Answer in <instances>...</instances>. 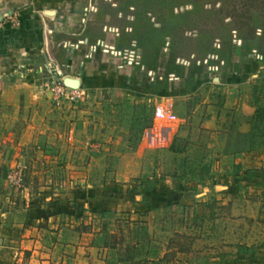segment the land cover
Returning <instances> with one entry per match:
<instances>
[{
	"label": "rangeland",
	"instance_id": "1",
	"mask_svg": "<svg viewBox=\"0 0 264 264\" xmlns=\"http://www.w3.org/2000/svg\"><path fill=\"white\" fill-rule=\"evenodd\" d=\"M140 2L151 21L158 14L171 25L182 23L175 36L180 46L173 35L162 46L185 56L174 58L164 74L141 70L139 92L83 95L75 105L54 106L38 80L43 103L34 113L22 105L31 81H0V194H19L30 173L48 182L44 187L76 198L101 188L113 197L165 185L184 194L182 207L151 216L105 213L122 258L264 264V0ZM199 45L203 50L192 57ZM235 47L249 51L250 62L235 66L232 78ZM33 129V138L26 137ZM22 165L28 168L23 188H9L7 174Z\"/></svg>",
	"mask_w": 264,
	"mask_h": 264
},
{
	"label": "crops",
	"instance_id": "2",
	"mask_svg": "<svg viewBox=\"0 0 264 264\" xmlns=\"http://www.w3.org/2000/svg\"><path fill=\"white\" fill-rule=\"evenodd\" d=\"M140 1L0 0V10L5 6L12 10L0 20V81L9 77L31 81L22 105L25 112L34 113L43 103L37 93V73L47 63L54 65L48 55L52 54L65 76L80 80L83 95L139 92L141 70L147 69L149 76L164 74L171 71L174 58L185 56L163 51L162 46L169 35L180 46L181 38L175 36L182 23L171 25L158 19V14L157 21H151ZM13 19L16 25L11 24ZM201 45L191 51L192 57L203 50ZM248 56L249 51L233 48L229 57L232 78H236L235 66L250 62ZM212 58L219 60L220 54ZM32 117L33 121L38 118ZM35 132L27 130L25 136L32 139ZM35 175L26 176L19 194H0V264H132L121 257L105 213L122 210L151 216L157 209L182 207L186 201L183 193L165 185L141 186L135 194L121 191L113 197L101 188L76 198L74 193L44 187L48 182Z\"/></svg>",
	"mask_w": 264,
	"mask_h": 264
},
{
	"label": "built area",
	"instance_id": "3",
	"mask_svg": "<svg viewBox=\"0 0 264 264\" xmlns=\"http://www.w3.org/2000/svg\"><path fill=\"white\" fill-rule=\"evenodd\" d=\"M11 24L16 25L17 21L13 19ZM134 54V52H132ZM38 80L42 85L40 90H46L51 93V103L54 106L61 107L64 102L70 105L78 104L83 96L79 90H71L62 84V80L57 76L55 67L52 63H47L44 68L38 71ZM27 166L22 165L7 174V183L9 188H23V177L27 171Z\"/></svg>",
	"mask_w": 264,
	"mask_h": 264
},
{
	"label": "water",
	"instance_id": "4",
	"mask_svg": "<svg viewBox=\"0 0 264 264\" xmlns=\"http://www.w3.org/2000/svg\"><path fill=\"white\" fill-rule=\"evenodd\" d=\"M12 10H10L7 6H5L3 9L0 10V20H3L5 18H7L8 16H10ZM50 13V12H47ZM49 52V49H48ZM50 56V60H52V62L55 65V71L58 77L61 78L62 80V84L66 87L69 88L71 90H79L80 89V80L77 78H73V77H68L65 76L63 74V72L60 69L59 64L57 63V61L52 57V54H48ZM215 82H218V79H215Z\"/></svg>",
	"mask_w": 264,
	"mask_h": 264
},
{
	"label": "trees",
	"instance_id": "5",
	"mask_svg": "<svg viewBox=\"0 0 264 264\" xmlns=\"http://www.w3.org/2000/svg\"><path fill=\"white\" fill-rule=\"evenodd\" d=\"M207 175H208V170H206V169L203 170V176L202 177L205 178Z\"/></svg>",
	"mask_w": 264,
	"mask_h": 264
}]
</instances>
